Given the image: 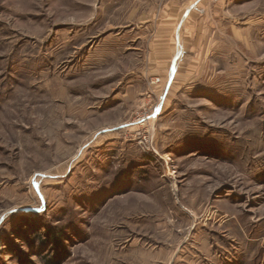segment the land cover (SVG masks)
Segmentation results:
<instances>
[{
	"label": "rangeland",
	"instance_id": "1",
	"mask_svg": "<svg viewBox=\"0 0 264 264\" xmlns=\"http://www.w3.org/2000/svg\"><path fill=\"white\" fill-rule=\"evenodd\" d=\"M0 216V264H264V0H0Z\"/></svg>",
	"mask_w": 264,
	"mask_h": 264
},
{
	"label": "snow or ice",
	"instance_id": "2",
	"mask_svg": "<svg viewBox=\"0 0 264 264\" xmlns=\"http://www.w3.org/2000/svg\"><path fill=\"white\" fill-rule=\"evenodd\" d=\"M24 212V209H14L12 213H9V215L12 216L13 223H16L17 221L23 222L24 216L22 215ZM6 217L0 216V221H3Z\"/></svg>",
	"mask_w": 264,
	"mask_h": 264
}]
</instances>
